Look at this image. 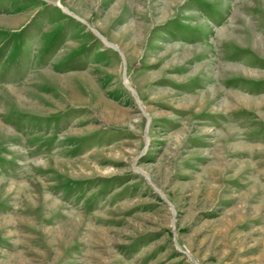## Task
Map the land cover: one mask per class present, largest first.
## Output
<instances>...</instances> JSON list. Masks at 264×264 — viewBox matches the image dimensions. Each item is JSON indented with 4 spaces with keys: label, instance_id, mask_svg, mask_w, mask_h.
<instances>
[{
    "label": "rangeland",
    "instance_id": "rangeland-1",
    "mask_svg": "<svg viewBox=\"0 0 264 264\" xmlns=\"http://www.w3.org/2000/svg\"><path fill=\"white\" fill-rule=\"evenodd\" d=\"M0 264H264V0H0Z\"/></svg>",
    "mask_w": 264,
    "mask_h": 264
},
{
    "label": "bare ground",
    "instance_id": "bare-ground-1",
    "mask_svg": "<svg viewBox=\"0 0 264 264\" xmlns=\"http://www.w3.org/2000/svg\"><path fill=\"white\" fill-rule=\"evenodd\" d=\"M260 40H261V39H260ZM256 42H257V44L259 45V48H260V49H263L262 42H261V41H258V40H257ZM260 42H261V43H260ZM234 96H235V95H234ZM235 99L238 100L239 102H242V103H247V101H248L246 98H243V96L240 97L239 95H237V96L235 97ZM248 102H249V101H248ZM98 170H99V169H98ZM108 172H109V171H108ZM108 172H107V173H108ZM20 186L23 187V184H20ZM62 229H63V228H62ZM62 231H63V230H62ZM65 231H66V229H65ZM61 235H62V234H61ZM17 258H18V257H17Z\"/></svg>",
    "mask_w": 264,
    "mask_h": 264
}]
</instances>
